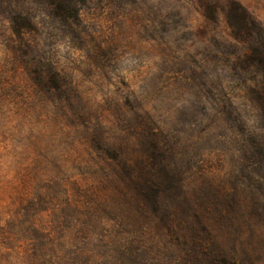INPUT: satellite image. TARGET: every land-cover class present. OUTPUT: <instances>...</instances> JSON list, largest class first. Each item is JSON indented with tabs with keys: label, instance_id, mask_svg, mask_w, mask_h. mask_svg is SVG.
<instances>
[{
	"label": "clouds",
	"instance_id": "clouds-1",
	"mask_svg": "<svg viewBox=\"0 0 264 264\" xmlns=\"http://www.w3.org/2000/svg\"><path fill=\"white\" fill-rule=\"evenodd\" d=\"M0 264H264V0H0Z\"/></svg>",
	"mask_w": 264,
	"mask_h": 264
},
{
	"label": "rangeland",
	"instance_id": "rangeland-1",
	"mask_svg": "<svg viewBox=\"0 0 264 264\" xmlns=\"http://www.w3.org/2000/svg\"><path fill=\"white\" fill-rule=\"evenodd\" d=\"M69 3H71V0H69ZM157 157H153V160L155 161ZM142 179L144 180V184L142 185V189L145 195V199L149 200L150 202L154 201V198L157 194V191H164L167 188V185H165V181L167 180L166 175L163 172V169H160L159 173L156 176V180H152L151 174H148L146 176H142ZM163 185V187H162Z\"/></svg>",
	"mask_w": 264,
	"mask_h": 264
}]
</instances>
